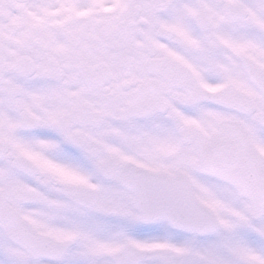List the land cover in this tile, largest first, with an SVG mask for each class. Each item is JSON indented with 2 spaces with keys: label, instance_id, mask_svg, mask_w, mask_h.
I'll list each match as a JSON object with an SVG mask.
<instances>
[{
  "label": "snow or ice",
  "instance_id": "6c2138e0",
  "mask_svg": "<svg viewBox=\"0 0 264 264\" xmlns=\"http://www.w3.org/2000/svg\"><path fill=\"white\" fill-rule=\"evenodd\" d=\"M0 264H264V0H0Z\"/></svg>",
  "mask_w": 264,
  "mask_h": 264
}]
</instances>
